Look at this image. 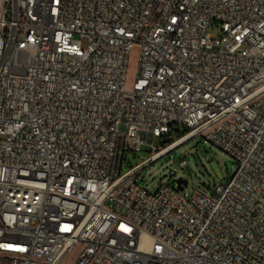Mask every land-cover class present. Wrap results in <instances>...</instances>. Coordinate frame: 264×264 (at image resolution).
Returning a JSON list of instances; mask_svg holds the SVG:
<instances>
[{
	"label": "built area",
	"instance_id": "1",
	"mask_svg": "<svg viewBox=\"0 0 264 264\" xmlns=\"http://www.w3.org/2000/svg\"><path fill=\"white\" fill-rule=\"evenodd\" d=\"M197 136L212 192L139 184ZM0 264H264V0H0Z\"/></svg>",
	"mask_w": 264,
	"mask_h": 264
},
{
	"label": "rangeland",
	"instance_id": "2",
	"mask_svg": "<svg viewBox=\"0 0 264 264\" xmlns=\"http://www.w3.org/2000/svg\"><path fill=\"white\" fill-rule=\"evenodd\" d=\"M210 33L213 37H217L219 31L211 29ZM83 45H87V39H83ZM137 53V50L134 49L130 57L127 89L132 87L134 79L139 74ZM176 128L180 134L185 131L181 125H177ZM197 142L199 143L196 145ZM160 144H162L161 138L156 137L153 142L146 141L140 148L126 151L122 162V172L148 158L152 154V145ZM181 160L187 161V167L182 168L179 165ZM236 168L237 163L231 156L197 136L154 162L145 165L141 170L138 182L149 192H155L159 184L175 185V180L181 177L188 181V185L181 191L185 195H189L195 186H209V190L212 192L213 185L224 175H232ZM80 250L81 246L78 245L69 259L77 258Z\"/></svg>",
	"mask_w": 264,
	"mask_h": 264
},
{
	"label": "water",
	"instance_id": "3",
	"mask_svg": "<svg viewBox=\"0 0 264 264\" xmlns=\"http://www.w3.org/2000/svg\"><path fill=\"white\" fill-rule=\"evenodd\" d=\"M163 143H167V140L163 139L162 140ZM199 142L196 143V145L198 144ZM176 182V185H177V188L182 191L187 185H188V181L186 179H183V178H178L175 180Z\"/></svg>",
	"mask_w": 264,
	"mask_h": 264
},
{
	"label": "trees",
	"instance_id": "4",
	"mask_svg": "<svg viewBox=\"0 0 264 264\" xmlns=\"http://www.w3.org/2000/svg\"><path fill=\"white\" fill-rule=\"evenodd\" d=\"M161 143H163V142L161 141Z\"/></svg>",
	"mask_w": 264,
	"mask_h": 264
}]
</instances>
